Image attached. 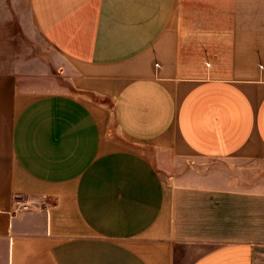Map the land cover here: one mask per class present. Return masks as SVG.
<instances>
[{
	"label": "crops",
	"instance_id": "obj_1",
	"mask_svg": "<svg viewBox=\"0 0 264 264\" xmlns=\"http://www.w3.org/2000/svg\"><path fill=\"white\" fill-rule=\"evenodd\" d=\"M13 45L0 264H264V0H0Z\"/></svg>",
	"mask_w": 264,
	"mask_h": 264
},
{
	"label": "rangeland",
	"instance_id": "obj_2",
	"mask_svg": "<svg viewBox=\"0 0 264 264\" xmlns=\"http://www.w3.org/2000/svg\"><path fill=\"white\" fill-rule=\"evenodd\" d=\"M18 46L13 45L9 46V48L6 51L0 52V58L2 59H9L11 58V55L14 54L18 50ZM34 53V52H33ZM191 74H194L193 77L198 78L200 80L202 79H208L211 78L213 75V69L209 67V64H206L203 68L199 69H189Z\"/></svg>",
	"mask_w": 264,
	"mask_h": 264
}]
</instances>
